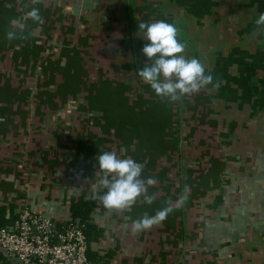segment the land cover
<instances>
[{
    "label": "crops",
    "instance_id": "crops-1",
    "mask_svg": "<svg viewBox=\"0 0 264 264\" xmlns=\"http://www.w3.org/2000/svg\"><path fill=\"white\" fill-rule=\"evenodd\" d=\"M34 8L39 21L28 16ZM260 13L264 0H0V27L17 20L16 27L67 31L77 24L85 48L74 60V49L63 45L68 58L58 60L66 64L59 74L78 82L72 102L55 86L44 90L50 78L34 95L35 108L32 101L21 111L26 119L6 114L9 105L0 108L2 218L12 222L29 209L64 223L73 218V202L92 200L90 221L101 231L92 246L95 264H264V26L254 23ZM161 19L176 25L185 55L213 76L177 102L157 96L136 74L151 63L138 23ZM54 56L45 69L50 76ZM112 87L139 91L152 99L145 104L160 106L163 139L138 121L127 124V107L116 102L120 115L110 106L113 118L90 117L84 104L91 108V96ZM105 151L143 165L142 178L156 180L147 186L153 203L141 196L116 210L99 202L106 190L93 193L103 175L96 158ZM158 157L166 163L154 166ZM185 188L186 202L177 207ZM169 202L174 210L164 221L134 231V220ZM6 257L0 251V264Z\"/></svg>",
    "mask_w": 264,
    "mask_h": 264
},
{
    "label": "rangeland",
    "instance_id": "rangeland-1",
    "mask_svg": "<svg viewBox=\"0 0 264 264\" xmlns=\"http://www.w3.org/2000/svg\"><path fill=\"white\" fill-rule=\"evenodd\" d=\"M9 25L14 27H0V108H5L6 105H9L10 108L6 109V114L13 115L14 117L19 116V119H26L27 114L25 115L21 111L32 101L34 102L30 107L35 108L36 100L34 95L44 92L42 91L43 82L45 79L48 81L50 78V83H48L49 86L44 90L55 86V90L60 93V98L64 97V100L68 99V101L72 102L76 96L75 93L78 89V82L74 84L72 80L74 77L69 74L66 75V72L59 74L58 67L62 69L66 64L65 62L63 64L58 62L62 57L68 58L64 54L66 53L63 51L64 46L68 49H71V47L72 50L74 49V53L72 54L74 60L78 59L76 56L81 58L80 55L84 53L85 48L82 46L80 39L81 34L79 33H82L80 27H77V24L75 27L69 26L70 28H68L67 31H63L60 27H16L19 25V21L17 20H11ZM46 25L48 26V23H46ZM9 32L14 34L12 39L8 38ZM60 33L62 34L59 35ZM65 33L70 39L65 36ZM69 45H71V47H69ZM76 47L79 49L76 50ZM87 49L91 50L90 47H87ZM55 52L58 55L55 61L58 63V66L55 64L56 71L51 72L50 76V74L45 72V69L49 63L52 62V58L55 57ZM70 56L71 55H69V57ZM78 62L79 64L77 61L74 62L77 68L79 65L85 63L83 58ZM3 70L5 71L4 73L2 72ZM7 70L9 72L5 75ZM88 74L91 73H86L83 77L87 79L86 81L88 83H91L92 76H88ZM79 76L81 77L82 74H79ZM88 88V92H90L91 89L90 87ZM129 91L130 90L125 89V92H123L113 87L102 88L98 90L95 97L92 98L91 96V108L88 106L89 102L84 105L86 109L90 111V117L93 118L94 116L95 118L97 116V120H109L113 118L109 117L108 114V112H110V106H112L111 114H116V116L120 115L117 111L118 107L116 111H114L115 102L126 106L127 119L125 120H127V124L129 122L134 123L138 121L145 126L147 125L151 128L148 129L151 130L150 133L156 134V138L159 140L162 137L159 135V131L162 130L160 127L162 124V114L161 111H159L160 106H158V104L157 106L145 104L152 100L151 97L140 95L139 91L136 93ZM88 97H90V94H88L87 98ZM132 106L138 108L136 109L137 112L131 110ZM93 111L97 112L96 115L93 114ZM77 119H80V116H78ZM147 156L150 157L151 155ZM147 156H145L143 160H147ZM159 157L155 158V161L152 160L154 166H161L163 163H166V159L162 158L159 160Z\"/></svg>",
    "mask_w": 264,
    "mask_h": 264
},
{
    "label": "clouds",
    "instance_id": "clouds-1",
    "mask_svg": "<svg viewBox=\"0 0 264 264\" xmlns=\"http://www.w3.org/2000/svg\"><path fill=\"white\" fill-rule=\"evenodd\" d=\"M28 16L34 21L40 20L38 9H32ZM257 27L264 26V13H260L254 21ZM139 33L149 43L142 48L143 54L151 61L137 71V75L154 90L155 94L171 102L198 92L201 88L213 83V76L206 74L205 65L197 58L185 55L186 44L178 37V29L174 23L166 20L138 23ZM14 34L9 32L8 38ZM218 83L215 86H218ZM98 168L103 174L93 186V193L104 189L98 195L99 202L108 209L124 210L132 207L143 196L151 204L155 195L148 193L147 186H152L156 180L142 178L143 165L133 158H121L113 151H105L97 158ZM187 188L176 202L182 206L187 199ZM97 195H93L96 199ZM174 210L171 203L158 210L155 215L144 214L133 221L134 231L147 230L164 221Z\"/></svg>",
    "mask_w": 264,
    "mask_h": 264
},
{
    "label": "built area",
    "instance_id": "built-area-1",
    "mask_svg": "<svg viewBox=\"0 0 264 264\" xmlns=\"http://www.w3.org/2000/svg\"><path fill=\"white\" fill-rule=\"evenodd\" d=\"M87 240L80 223L68 219L56 223L29 209L20 211L14 220L0 225V247L13 256L1 264H95L87 255Z\"/></svg>",
    "mask_w": 264,
    "mask_h": 264
},
{
    "label": "trees",
    "instance_id": "trees-1",
    "mask_svg": "<svg viewBox=\"0 0 264 264\" xmlns=\"http://www.w3.org/2000/svg\"><path fill=\"white\" fill-rule=\"evenodd\" d=\"M93 206H94V201L92 200L85 201L82 199L81 200L78 199V201L73 202L70 207L72 217L75 220L78 219L80 225L82 226V230L85 234L88 245L87 255L91 261L94 260L96 256L94 254V251L92 250L93 242L97 241L101 236L100 229L90 221V214ZM9 223L11 222L7 218L6 219L2 218V216L0 215V225H6Z\"/></svg>",
    "mask_w": 264,
    "mask_h": 264
},
{
    "label": "water",
    "instance_id": "water-1",
    "mask_svg": "<svg viewBox=\"0 0 264 264\" xmlns=\"http://www.w3.org/2000/svg\"><path fill=\"white\" fill-rule=\"evenodd\" d=\"M77 223H79V220H76ZM0 251L5 255V256H13V253H8L5 249H3L2 247H0ZM14 259L16 260L17 264H21V261L17 258L14 257Z\"/></svg>",
    "mask_w": 264,
    "mask_h": 264
}]
</instances>
